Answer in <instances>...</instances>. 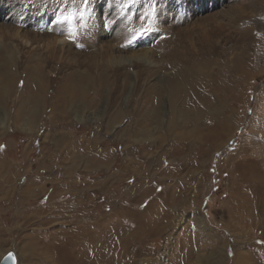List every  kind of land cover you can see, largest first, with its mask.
Segmentation results:
<instances>
[{
	"label": "rangeland",
	"instance_id": "1",
	"mask_svg": "<svg viewBox=\"0 0 264 264\" xmlns=\"http://www.w3.org/2000/svg\"><path fill=\"white\" fill-rule=\"evenodd\" d=\"M259 182L264 0H0V262L264 264Z\"/></svg>",
	"mask_w": 264,
	"mask_h": 264
},
{
	"label": "bare ground",
	"instance_id": "2",
	"mask_svg": "<svg viewBox=\"0 0 264 264\" xmlns=\"http://www.w3.org/2000/svg\"><path fill=\"white\" fill-rule=\"evenodd\" d=\"M61 39H63V38H61ZM58 41V40H57ZM57 43V42H56ZM63 43V42H62ZM63 46V45H62ZM192 74H190V76H191ZM192 77V81L190 82V86H193L194 84H196L197 82H196V77H195V79H194V76L192 75L191 76ZM198 80V79H197ZM69 86V91L68 90H66V89H64L63 91H62V93H67V94H71L70 92H72V90L74 89V87L75 86H72L71 84L70 85H68ZM184 87V86H183ZM186 87H188V84H186ZM184 89V88H183ZM31 100H33L34 101V103H38V101H37V95H35V94H32L31 95ZM208 115H209V109H206V111H204L203 112V114H202V116L203 117H205V118H207L208 117ZM227 127H223L222 129H221V132H219V136H223L224 134H227L228 133V129H226ZM238 191V190H237ZM237 191H235V194H234V196L236 197V194H237ZM255 191H257V194H254V198H255V200H254V205H256V204H258V206H260L259 207V209H261V205H263L264 204V182H259V185H257V187H255ZM262 192H263V194H262ZM238 198H239V201H240V198H241V196H239L238 195ZM235 208H238L239 209V212H241L242 213V205H241V203H239L238 204V202H236V205H235ZM260 217H261V215H260ZM260 217H255L254 219L255 220H257V219H260ZM241 218H242V216H241ZM245 218H246V216H245ZM92 228H97L95 225H93L92 224V226H91ZM76 235H77V237L79 238V239H82L83 241H86V236H89L92 240L91 241H93V233H88L87 234V230H86V226L84 225V224H78L77 225V228H76ZM97 234H98V232L96 233V235H95V238H96V236H97ZM80 244V243H79ZM74 246V245H73ZM75 246H77V245H75ZM65 248V247H64ZM55 249H57V250H60L59 252L60 253H63L64 251H63V248H61V247H56ZM43 257V256H42ZM41 257V258H42ZM44 259V258H43ZM43 259H41V260H43ZM82 259H84V258H78V260H76V262L77 263H79ZM44 261V260H43ZM47 261V260H46ZM238 264H241V263H238Z\"/></svg>",
	"mask_w": 264,
	"mask_h": 264
},
{
	"label": "water",
	"instance_id": "3",
	"mask_svg": "<svg viewBox=\"0 0 264 264\" xmlns=\"http://www.w3.org/2000/svg\"><path fill=\"white\" fill-rule=\"evenodd\" d=\"M0 264H16V257L13 253H8L1 260Z\"/></svg>",
	"mask_w": 264,
	"mask_h": 264
},
{
	"label": "snow or ice",
	"instance_id": "4",
	"mask_svg": "<svg viewBox=\"0 0 264 264\" xmlns=\"http://www.w3.org/2000/svg\"><path fill=\"white\" fill-rule=\"evenodd\" d=\"M63 19L71 23L73 18L69 15V16L64 17Z\"/></svg>",
	"mask_w": 264,
	"mask_h": 264
}]
</instances>
